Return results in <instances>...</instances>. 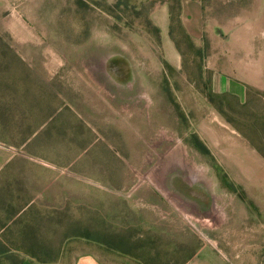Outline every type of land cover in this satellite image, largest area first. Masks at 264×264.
Listing matches in <instances>:
<instances>
[{"label":"rangeland","instance_id":"1","mask_svg":"<svg viewBox=\"0 0 264 264\" xmlns=\"http://www.w3.org/2000/svg\"><path fill=\"white\" fill-rule=\"evenodd\" d=\"M169 1L181 14L182 0H0L9 256L69 264L99 249L124 264H264V98L212 93L210 50L182 23L174 49L153 28ZM199 1L234 17L245 0ZM119 236L137 257L102 243Z\"/></svg>","mask_w":264,"mask_h":264},{"label":"crops","instance_id":"2","mask_svg":"<svg viewBox=\"0 0 264 264\" xmlns=\"http://www.w3.org/2000/svg\"><path fill=\"white\" fill-rule=\"evenodd\" d=\"M181 3V23L197 44L203 46L207 42L210 48L206 67L210 70L212 93L232 95L242 104L264 98V0H245L241 12H236L234 17L222 11L208 14L207 5L199 0ZM167 4L160 7L161 13L155 9L151 19L173 48ZM111 252L97 249L76 253L69 264H124L120 255ZM220 258L221 263L214 264H232ZM21 264L40 263L26 258Z\"/></svg>","mask_w":264,"mask_h":264},{"label":"trees","instance_id":"3","mask_svg":"<svg viewBox=\"0 0 264 264\" xmlns=\"http://www.w3.org/2000/svg\"><path fill=\"white\" fill-rule=\"evenodd\" d=\"M151 3H152V6H154L157 3V1H152ZM169 9H170V18H171L170 35L173 36L175 24H177L179 26H181L182 24H181V20H180V14L176 12V8L171 1H169ZM149 22H151V21H149ZM153 28L157 32V34L160 35V32H161L160 28L157 25H153ZM208 50H209V46L206 43L205 45H203L201 47V49H199V53H201L202 51H205V53H207ZM192 142L194 143V145L197 148H199L202 151L207 152L206 147L203 145V143L196 136L193 137ZM225 184H226V186H228L232 190H235V188H236V186L231 181L227 180V181H225ZM76 235H80V236L86 237L88 239H93L95 241L101 242L100 239H97V238L92 237L90 235H86L85 233L83 235L82 234H76ZM102 240H103L102 243L106 244L108 247H110L112 249H115V250H117L121 253L127 254V255H132V256H136V257L138 256L136 254V252L133 251V249H131V248H133L130 245L131 243L129 241H127V239L124 236H119L117 239H102ZM18 250H20V248H18ZM8 252H9V250L7 249V247H5V244L3 242V238L0 237V256L1 255L8 256L7 258H9L13 264H21L22 263V260L14 257L13 255L9 256ZM26 253H28L32 258L38 259L37 254L32 253L30 251H26ZM145 254H146V252H145ZM191 255L189 256L188 259H191L196 254H193L192 256ZM42 260L39 259L40 262H46V261H44V260L42 261Z\"/></svg>","mask_w":264,"mask_h":264},{"label":"bare ground","instance_id":"4","mask_svg":"<svg viewBox=\"0 0 264 264\" xmlns=\"http://www.w3.org/2000/svg\"><path fill=\"white\" fill-rule=\"evenodd\" d=\"M103 75V74H102Z\"/></svg>","mask_w":264,"mask_h":264}]
</instances>
